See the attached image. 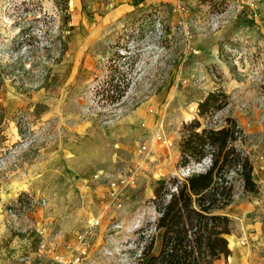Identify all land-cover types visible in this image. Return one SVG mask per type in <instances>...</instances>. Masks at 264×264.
<instances>
[{
    "label": "rangeland",
    "instance_id": "obj_1",
    "mask_svg": "<svg viewBox=\"0 0 264 264\" xmlns=\"http://www.w3.org/2000/svg\"><path fill=\"white\" fill-rule=\"evenodd\" d=\"M63 8L0 0V68L44 62L30 76L17 65L0 94V264H145L144 235L158 254L154 190L189 175L183 128L219 89L231 104L216 120L245 130L260 187L237 185L231 257L264 264V0H70L68 32ZM62 34L68 53L46 52ZM23 35L34 45L17 50ZM114 74L131 88L110 103L99 93ZM120 176L135 187L118 201Z\"/></svg>",
    "mask_w": 264,
    "mask_h": 264
},
{
    "label": "trees",
    "instance_id": "obj_2",
    "mask_svg": "<svg viewBox=\"0 0 264 264\" xmlns=\"http://www.w3.org/2000/svg\"><path fill=\"white\" fill-rule=\"evenodd\" d=\"M69 2L62 0L66 32L72 30ZM20 37L15 41L17 50L34 45L36 35ZM45 49L50 54L59 49L62 57L69 50L63 34ZM17 65L30 76L44 62H29V71L18 61L0 68V94L7 79L18 80ZM120 67L115 73H122ZM116 79L114 74L104 81L99 93L102 100L116 103L127 95L131 88L129 80L121 83ZM230 104V96L223 89L211 92L199 102L198 117L184 126L178 167L185 171L197 166L201 169L192 170L183 179L175 177L158 182L152 204L160 215L156 229L162 231V244L160 252L154 255L155 238L147 242L144 235L147 246L141 259L145 264H216L232 256L228 237L233 233L234 221L228 209L235 202L237 185L246 194H259L260 187L254 179L253 162L244 150L248 141L245 130L232 116L216 120ZM5 123V110L0 103V130Z\"/></svg>",
    "mask_w": 264,
    "mask_h": 264
},
{
    "label": "built area",
    "instance_id": "obj_3",
    "mask_svg": "<svg viewBox=\"0 0 264 264\" xmlns=\"http://www.w3.org/2000/svg\"><path fill=\"white\" fill-rule=\"evenodd\" d=\"M157 142H159V143L162 144L163 146H164V145H166V146L169 145V142L166 141V140H163L162 137H158ZM143 151H146V148H144ZM101 177H102V174H101V175H98L97 180L101 179ZM128 181H129V180L127 179V177L122 178V176H120V178L117 179V180L113 183L112 188H113L114 191H115V192H114V195L117 197L118 201H120V199H121V194L123 195L124 192H125L127 189L135 187V186L133 185L134 183H129V184H128ZM224 264H231V260H230V258H229L228 263L225 262Z\"/></svg>",
    "mask_w": 264,
    "mask_h": 264
},
{
    "label": "crops",
    "instance_id": "obj_4",
    "mask_svg": "<svg viewBox=\"0 0 264 264\" xmlns=\"http://www.w3.org/2000/svg\"><path fill=\"white\" fill-rule=\"evenodd\" d=\"M240 247H241V246H240ZM240 247H239L238 249H240ZM245 248H248V247H245ZM245 248H243V249H245ZM241 249H242V248H241ZM242 256L245 257L246 254H243ZM242 256L240 255V257H242ZM262 256L264 257V250H263V255H262ZM240 257H238L237 259L239 260ZM230 260H231V264H238V262L236 261V257H235V256L231 257ZM242 264H243V263H242ZM246 264H253V262H252V260H251L250 257L247 259Z\"/></svg>",
    "mask_w": 264,
    "mask_h": 264
},
{
    "label": "bare ground",
    "instance_id": "obj_5",
    "mask_svg": "<svg viewBox=\"0 0 264 264\" xmlns=\"http://www.w3.org/2000/svg\"><path fill=\"white\" fill-rule=\"evenodd\" d=\"M238 242L236 241L235 238H231V244H230V247L233 248V247H237ZM239 247V246H238ZM239 256V255H238ZM238 262V261H237Z\"/></svg>",
    "mask_w": 264,
    "mask_h": 264
},
{
    "label": "water",
    "instance_id": "obj_6",
    "mask_svg": "<svg viewBox=\"0 0 264 264\" xmlns=\"http://www.w3.org/2000/svg\"><path fill=\"white\" fill-rule=\"evenodd\" d=\"M200 169H201V166H197L194 168V170H197V171H199ZM191 171H192V169H190L187 173L190 174Z\"/></svg>",
    "mask_w": 264,
    "mask_h": 264
}]
</instances>
